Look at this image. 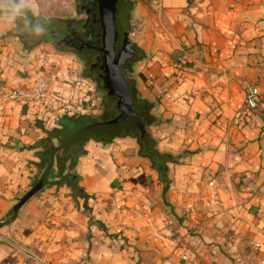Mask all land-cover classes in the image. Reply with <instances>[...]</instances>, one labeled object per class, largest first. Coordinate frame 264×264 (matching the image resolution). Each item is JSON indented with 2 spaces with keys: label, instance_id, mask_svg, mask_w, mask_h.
Instances as JSON below:
<instances>
[{
  "label": "crops",
  "instance_id": "0c3cea01",
  "mask_svg": "<svg viewBox=\"0 0 264 264\" xmlns=\"http://www.w3.org/2000/svg\"><path fill=\"white\" fill-rule=\"evenodd\" d=\"M157 10L134 12L148 142L60 149L47 185L19 209L41 156L62 144L49 131H68L74 114L56 92L75 100L93 84L68 50L0 23V86L45 76L55 91L47 109L0 104V264H264V0H157ZM99 100L94 119L108 110ZM154 152L170 156L163 173Z\"/></svg>",
  "mask_w": 264,
  "mask_h": 264
},
{
  "label": "trees",
  "instance_id": "16d2710c",
  "mask_svg": "<svg viewBox=\"0 0 264 264\" xmlns=\"http://www.w3.org/2000/svg\"><path fill=\"white\" fill-rule=\"evenodd\" d=\"M123 2L124 5L119 9L118 12V26H120V29L125 30V33L128 36L130 16L133 11L134 4L129 0H123ZM58 23L62 22L50 20L49 26L57 25ZM54 34L56 33L53 32L52 35L50 34L44 37L36 38V40L53 41L52 39H57L55 38L56 36ZM24 36L27 38L31 37L25 34ZM128 41L130 43L128 47L130 49L129 52L131 55L126 60L125 64L129 63L132 59H142L144 56L143 50L137 44L131 42L129 39ZM58 44H56V46L59 49L66 50L67 46H62L60 43ZM91 75L97 77V73H95L93 70H91V73H86V76ZM115 78L114 80L112 79V81L111 79L108 80L111 81V86H113V88L108 85L107 81L106 84H100L102 91L107 93L108 100L105 101V105L107 107L109 106L108 108L112 110L114 115L105 119H94L91 116H86L83 112L79 111L77 114L73 115L72 118L68 119V131H64L60 128L51 129L48 133V136H50V138H60L62 140V144L58 147L50 146L48 148V153L41 156L42 160L45 162V166L43 167L44 171L41 177L38 178L36 182H34L33 187L41 180L45 171L50 166L53 155L55 161V156L60 149H69L72 146L83 143L84 140L89 138H96L109 142L115 137L131 135L138 137L141 144L145 145L143 134L145 133L146 127L154 122L153 116L149 114L151 104L138 99L136 89L134 90L132 82H129L124 74L122 75V87L119 85L120 81H117V78ZM145 110H148V116L147 113L144 114L146 112ZM147 137L149 138V136ZM54 150L56 151L53 154ZM145 152L146 151H144V153ZM149 155L156 163L159 164L157 167L160 173H163L165 171L164 164L167 160H170V156H161L157 152ZM160 162L162 163L160 164ZM47 183L48 179L45 186Z\"/></svg>",
  "mask_w": 264,
  "mask_h": 264
},
{
  "label": "flooded vegetation",
  "instance_id": "af4514ba",
  "mask_svg": "<svg viewBox=\"0 0 264 264\" xmlns=\"http://www.w3.org/2000/svg\"><path fill=\"white\" fill-rule=\"evenodd\" d=\"M81 1L87 12L86 19L72 24L62 22L57 25H50L46 35H52L55 32L56 34L54 35L57 39H52L53 41L50 40V42L54 45L60 43L62 46H67V48L82 54L84 58H89L88 67L97 73L96 78L100 84H106L107 81L108 85L113 88L111 81L112 79L114 80L117 74L120 81L119 85L122 87L123 66L131 55L128 47L130 44L128 39L131 41V38L126 35L125 30L120 29V26H118L119 17L117 15L114 21L115 32L112 35L111 51L108 53L102 52V30L95 21L92 3L90 0ZM106 55H108L109 61H106ZM110 65H113L114 68L110 67ZM109 79L111 81H108ZM118 79L116 80L118 81Z\"/></svg>",
  "mask_w": 264,
  "mask_h": 264
},
{
  "label": "rangeland",
  "instance_id": "374dc122",
  "mask_svg": "<svg viewBox=\"0 0 264 264\" xmlns=\"http://www.w3.org/2000/svg\"><path fill=\"white\" fill-rule=\"evenodd\" d=\"M129 1H131L134 4V8L131 13L130 22H129V37L131 38V42L135 43L139 36L138 27H137L138 22L141 23L140 19L134 13L136 7H138V3H141V6L144 7V11L142 12L143 16L151 17L152 13L153 14L158 13L159 15L160 13L157 10V0H129ZM33 2L36 12L38 14H43L49 17L50 20L72 24L84 20L87 17V12L81 0H33ZM55 47L58 48L56 45ZM66 50H68L70 53L73 54L72 57L75 58L76 64H78L79 66L78 70L82 74L81 76L87 77L86 79L90 81L91 84L94 85V88H97V90L99 91L98 95L100 97V100L104 102L108 100L107 93H104L102 91L99 80L92 75L86 76V73L88 72L91 73V69H89L87 64L89 58L88 59L84 58V56L80 55L73 49L66 48ZM141 60L142 59L139 60L132 59L129 63H126L123 66V71L126 79L129 80V82H132L134 90L136 89L138 99L148 102L147 100L141 98V95L139 94L136 88V85H138L142 81L139 75L141 73H144V68L140 67L143 64L141 63ZM145 111L144 114L147 113L148 116V112H147L148 110ZM113 115L114 113L112 112V110L108 108L106 112L104 110V113L100 115L101 116L100 119H105Z\"/></svg>",
  "mask_w": 264,
  "mask_h": 264
},
{
  "label": "built area",
  "instance_id": "2783aa9c",
  "mask_svg": "<svg viewBox=\"0 0 264 264\" xmlns=\"http://www.w3.org/2000/svg\"><path fill=\"white\" fill-rule=\"evenodd\" d=\"M264 70V67H263ZM79 82H74V87H78ZM91 85V82L88 81ZM93 85L89 86V90L92 95L78 96L74 100L73 98L64 92H56V100L59 102V108L67 111L68 113L73 112L77 114L79 111L83 112L86 116H94V110L96 106V98H100L98 94L99 91L97 88H94ZM80 88V86H79ZM81 89V88H80ZM54 83L52 80L45 76L38 77L29 88L26 86L20 85L15 88L9 89L0 86V104L7 103H30L39 108H49L51 103V97L54 95ZM59 100V101H58ZM53 101V100H52ZM55 101V100H54ZM100 102V100H99ZM261 102L260 90L259 87L255 84H250L247 87V97L246 104L249 109L255 110L259 107Z\"/></svg>",
  "mask_w": 264,
  "mask_h": 264
},
{
  "label": "clouds",
  "instance_id": "9594fccd",
  "mask_svg": "<svg viewBox=\"0 0 264 264\" xmlns=\"http://www.w3.org/2000/svg\"><path fill=\"white\" fill-rule=\"evenodd\" d=\"M50 18L38 14L33 0H0V23L35 38L46 36Z\"/></svg>",
  "mask_w": 264,
  "mask_h": 264
},
{
  "label": "water",
  "instance_id": "95a60500",
  "mask_svg": "<svg viewBox=\"0 0 264 264\" xmlns=\"http://www.w3.org/2000/svg\"><path fill=\"white\" fill-rule=\"evenodd\" d=\"M92 3V9L95 12V21L98 23L100 29L102 30V38H103V49L102 52L108 53L112 48V35L115 32L114 21L116 16L118 15L120 7H123V0H90ZM106 61L108 60V55ZM110 67H113V65ZM114 68V67H113ZM117 79L119 78L116 74ZM119 80V79H118ZM105 125V124H103ZM143 138L146 142H148L147 134H143ZM56 150H54L53 154ZM54 164V155L52 157L50 166L45 171L41 180L24 196V198L19 202L16 206V209H19L25 202H27L31 197L40 192L45 186L47 179L49 177L51 168Z\"/></svg>",
  "mask_w": 264,
  "mask_h": 264
}]
</instances>
